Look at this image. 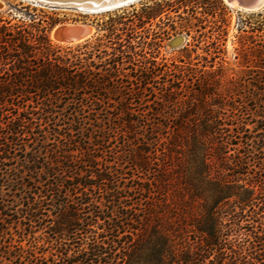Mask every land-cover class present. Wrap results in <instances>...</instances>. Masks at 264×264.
<instances>
[{
  "label": "trees",
  "instance_id": "1",
  "mask_svg": "<svg viewBox=\"0 0 264 264\" xmlns=\"http://www.w3.org/2000/svg\"><path fill=\"white\" fill-rule=\"evenodd\" d=\"M139 3L66 47L0 15V206L1 189H22L33 226L54 199L52 264H264V134L245 126L249 100L264 111V77L162 73L147 24L172 2Z\"/></svg>",
  "mask_w": 264,
  "mask_h": 264
},
{
  "label": "rangeland",
  "instance_id": "2",
  "mask_svg": "<svg viewBox=\"0 0 264 264\" xmlns=\"http://www.w3.org/2000/svg\"><path fill=\"white\" fill-rule=\"evenodd\" d=\"M0 1L4 4L0 9V15L9 17L8 12L10 11L12 13L10 18L14 16L27 23L34 19L38 24L49 26L50 40L54 45L63 47L75 46L76 43L63 44L53 40L51 30L55 26L64 23H90L94 29L88 38L94 41L104 33L99 30V25L111 16H115L113 12L115 8L109 12L91 13L66 4H48L32 0ZM203 1L196 3V0H187L188 3L181 4L171 0L172 6L166 7L161 16L147 24L152 33L148 35V40L153 39L160 43V47L153 54V59L162 68L161 72L166 73L167 71L173 79L177 76H184V74L186 77L194 76L201 69L216 70L217 73L223 75L225 80L233 77L252 81L254 78L264 77V57L255 58L249 53L243 56L240 52L242 45L264 50V7L257 11H246L237 6H230L222 0L226 8L222 13L223 17L220 18L219 10L215 16L210 13L216 0ZM134 3L136 8L141 6L139 0ZM130 4L121 6L122 8L117 13L122 14L125 11V15H129L134 8ZM173 26H176L175 30L172 29ZM163 30L169 33H162ZM154 36L156 38H153ZM214 46L218 48L215 49ZM188 83L189 80L185 79L181 84L185 93L187 91L185 85ZM161 84H151V88L158 91L156 87ZM256 84H258L257 87L253 86L255 89L264 88V84ZM253 87L248 84L246 89ZM246 108L245 126L249 133L252 131L258 140L264 134V111L261 108L258 110L254 100H249ZM85 122H92L94 129L102 125L99 121L95 122L92 119H86ZM65 130L64 128L63 131ZM118 131L113 133L109 143L111 147L121 142ZM19 156H22L21 152ZM19 160L20 158L8 167L19 166ZM127 170L130 174L137 172ZM32 182L33 180L26 177L25 183L32 187L33 193H36L38 189ZM17 187L21 188V186ZM1 190L4 193L3 197L7 207L0 206L1 210H4L0 215V264H29L32 256L37 257L39 264H52L51 260L55 257L54 234L49 231V228L54 224V199H49L43 204L42 219L37 223L33 222V226H30L28 217L23 215L28 210L27 203L18 198L25 192L22 189L12 190L11 188ZM1 196L0 202L2 203ZM193 238L195 235H190V239Z\"/></svg>",
  "mask_w": 264,
  "mask_h": 264
},
{
  "label": "water",
  "instance_id": "3",
  "mask_svg": "<svg viewBox=\"0 0 264 264\" xmlns=\"http://www.w3.org/2000/svg\"><path fill=\"white\" fill-rule=\"evenodd\" d=\"M35 2H44L48 4H66L71 6H79L81 4H88L93 10H111L114 8H118L129 3H132L136 0H32ZM230 6L233 3H236L237 7L246 10V11H257L264 7V0H225ZM103 4L106 6L103 7ZM3 2L0 1V9L3 7ZM79 23V24H78ZM72 28H61L60 34H64L67 36H80L83 35L86 31L88 26H92L90 23L87 22H77ZM87 39V38H86Z\"/></svg>",
  "mask_w": 264,
  "mask_h": 264
},
{
  "label": "bare ground",
  "instance_id": "4",
  "mask_svg": "<svg viewBox=\"0 0 264 264\" xmlns=\"http://www.w3.org/2000/svg\"><path fill=\"white\" fill-rule=\"evenodd\" d=\"M104 6H106V4H103V7ZM231 6L236 7L237 5H236V3H233ZM76 8L80 9L82 11L91 12V13L106 11L104 9L93 10L94 8H91V6L88 5V4H81V5L77 6ZM74 26H75V24H73V23H64V24H59V25L55 26L51 30L52 39L57 41V42H59V43H63V44H74V43H78V42H81V41L85 40L86 38L90 37L91 34L93 33V29H94L93 26H88L86 28V31L84 32V34L80 35V36L72 37V36H67V35H64V34H60V29L61 28L69 29V28H72Z\"/></svg>",
  "mask_w": 264,
  "mask_h": 264
}]
</instances>
